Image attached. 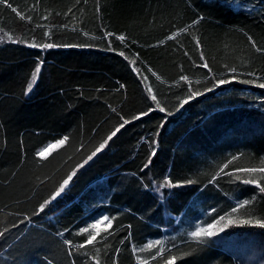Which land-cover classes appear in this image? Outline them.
<instances>
[{
    "label": "trees",
    "instance_id": "obj_1",
    "mask_svg": "<svg viewBox=\"0 0 264 264\" xmlns=\"http://www.w3.org/2000/svg\"><path fill=\"white\" fill-rule=\"evenodd\" d=\"M7 2L24 19L0 4V264H264L259 227L234 225L204 244L190 236L229 213L264 219V194L235 179L264 175L239 171L264 167V89L239 82H264V52L252 45L264 49V0ZM149 87L166 112H149ZM191 91L204 94L176 111ZM121 117L131 123L78 169ZM64 136L47 160L36 155ZM165 178L182 186L160 188ZM103 216L115 218L112 235L101 239L105 222L94 247H75Z\"/></svg>",
    "mask_w": 264,
    "mask_h": 264
},
{
    "label": "snow or ice",
    "instance_id": "obj_2",
    "mask_svg": "<svg viewBox=\"0 0 264 264\" xmlns=\"http://www.w3.org/2000/svg\"><path fill=\"white\" fill-rule=\"evenodd\" d=\"M0 4H4L7 7H9L11 9L12 12L16 13L18 16L21 17V19H24V16L19 13L17 11V9L15 7H13L11 4H9L7 2V0H0ZM30 19V18H29ZM200 19H203V17H201ZM199 21H193V24L198 23ZM181 31H187V29H182ZM5 35H7V33H5ZM107 35L111 36L112 33H107ZM176 34H173L172 36H169L168 39H175ZM8 39L11 40V42L16 43L17 41L14 40L11 36H8ZM117 39L124 41L125 40V36L120 35L117 37ZM249 40L251 41V37H249ZM252 45L253 47L256 48V50L258 52H264V49H261L259 47H256L255 42L252 41ZM38 45L36 44H30L29 47H37ZM44 48H52L54 47L53 44L49 43V44H45L43 45ZM197 47H199V41H197ZM120 55H124L122 52L119 53ZM125 59H127V57H125ZM201 59H203V56L201 57ZM131 63L135 64V61H131ZM203 68L209 69V71H211V69L209 68V65L207 64V62L203 63L202 65H200ZM134 71L139 73V69L134 68ZM231 72L235 73L236 69L233 68L230 70ZM41 72V65L38 64L32 74L31 80L29 82V84L27 85L26 91H25V95H29L32 91H33V87L36 85L37 80L39 78ZM153 75H155V73H153ZM249 75L253 76L254 79L253 80H240V83H244V84H254L257 88L260 89H264V82H259L257 83V79L259 78H255V73H249ZM159 78V77H158ZM144 80H147V77H143ZM181 79H183L185 82L188 81V77H182ZM236 77H233L232 79H219L216 81L215 87H219L221 85H226L229 83H232L233 80H235ZM121 87H123V85H121ZM212 88H208L207 91H212ZM147 91L150 93V98L152 99V101L155 103L156 107L155 108H151L149 109V112L151 111H156L159 110L160 112L164 113L166 112V109L164 107H162L160 105L159 100L157 99V97L152 93V89L151 87H149L147 89ZM204 93L201 91H191L190 95L186 96L179 104V107H177L176 111H180L181 108L184 107V105L188 104L190 100L196 98L197 96H201ZM149 112H144L141 113L139 115H137L136 117H134V119H140L142 116H147L149 114ZM167 115L171 116L173 115V112L171 111H167ZM121 120L123 121V123L119 124L118 127L115 128L114 131H112L107 138L100 143L92 152L90 155H88L86 157V159L83 160V162L81 164L78 165V169L79 168H83L86 164L89 163V161H92L94 157L97 156L98 153H101L104 151V149L108 146L109 141L113 140V137L117 136V133H119L121 131V129H123L125 127V125L131 123V121L124 119L123 117H121ZM161 127H163V124H161ZM69 140L68 136H64L58 140H55L52 143H49L48 145H46L44 148L40 149L36 155L41 159V160H47V158L52 154L53 151L62 148L65 146L66 142ZM156 155V151L155 149L152 150L151 152V156H155ZM233 159H236V157H234ZM151 163V159H149L148 164ZM231 163V161L229 162ZM148 164H145V168L148 167ZM224 167H227V165H225ZM73 170L71 172L70 175L67 176V178H65L62 183L59 185L58 189L54 192V194L51 196V198L49 200H46L44 204H41L39 207L38 212H44L45 207L47 204H50L52 201L56 200L57 197H60L62 194L66 193V190L69 189V185L72 182V179L74 176H76L77 171ZM239 171L248 173V174H252V173H261L264 174V167H253V168H242L239 169ZM221 172H223V168L221 169ZM226 175H228L229 173H225ZM235 179L237 180H241L244 184H254L255 187L259 190V192L261 194H264V184H261L259 181L260 180H264V175H261L260 177H253L251 175H249L248 177H240V176H236ZM189 183H192V181H189ZM181 184H177V183H173L170 179L165 178V180L163 181V183L159 186L160 188H176V187H181ZM251 203V201L249 200H244L242 202H240L236 208H233L232 212L236 213L239 211V209L245 208L247 205H249ZM38 214V213H37ZM113 219H115L114 217H108V216H103L101 219L97 220L95 223L84 227L82 229H80V232L77 234H87L86 239L83 243L79 244L78 248H86V246L88 245H92L93 247L95 246L94 242H99L97 240L98 237L101 236V232H100V226L104 225L105 222H107V227L104 229V231L107 233L106 235L102 236L101 239H107L109 235H112V233L110 231H108L109 228H111L112 226V221ZM253 226V227H259L261 229H264V219H241L239 218V216L237 217H233L231 213H229L226 216H221L218 220H216L214 223H210L207 225V227H198L195 231L190 233V236L192 238V240H194L197 244H204L207 242L208 238L211 237H215L217 236L219 233L224 232L226 229H228L231 226ZM15 226V225H14ZM8 229L5 228L3 231H0V237H3L5 235V232H7ZM62 235V234H61ZM161 241H156L155 244L159 245L161 244ZM65 244L69 245L70 247H73L72 242L65 240ZM154 247V244H148L146 245V248H152ZM145 249H141V251H143ZM97 251H99L97 249ZM71 255V252L69 253ZM96 264H100L99 258L98 257H94ZM177 259V257L175 256H170L169 258H167V260L165 261V264H175V260Z\"/></svg>",
    "mask_w": 264,
    "mask_h": 264
},
{
    "label": "rangeland",
    "instance_id": "obj_3",
    "mask_svg": "<svg viewBox=\"0 0 264 264\" xmlns=\"http://www.w3.org/2000/svg\"><path fill=\"white\" fill-rule=\"evenodd\" d=\"M239 126L245 127L243 123H241V125H237V127H239ZM256 131H257V129L252 130V132H256Z\"/></svg>",
    "mask_w": 264,
    "mask_h": 264
}]
</instances>
